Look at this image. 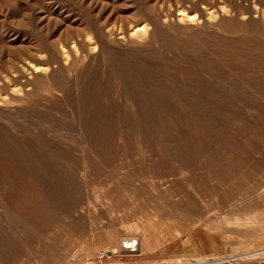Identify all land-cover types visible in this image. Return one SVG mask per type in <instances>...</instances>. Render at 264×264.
<instances>
[{
    "label": "rangeland",
    "instance_id": "rangeland-1",
    "mask_svg": "<svg viewBox=\"0 0 264 264\" xmlns=\"http://www.w3.org/2000/svg\"><path fill=\"white\" fill-rule=\"evenodd\" d=\"M105 249L264 264V0H0V264Z\"/></svg>",
    "mask_w": 264,
    "mask_h": 264
},
{
    "label": "built area",
    "instance_id": "built-area-1",
    "mask_svg": "<svg viewBox=\"0 0 264 264\" xmlns=\"http://www.w3.org/2000/svg\"><path fill=\"white\" fill-rule=\"evenodd\" d=\"M138 248V241L136 238H127L124 241L121 242V252L122 255L127 257H132L136 254ZM116 250H101L98 251L95 255V259L99 262V264L102 263L103 260L109 259L117 255ZM115 264H141L138 263L136 260H128V261H122ZM183 264H203L202 262H191V263H183Z\"/></svg>",
    "mask_w": 264,
    "mask_h": 264
},
{
    "label": "bare ground",
    "instance_id": "bare-ground-1",
    "mask_svg": "<svg viewBox=\"0 0 264 264\" xmlns=\"http://www.w3.org/2000/svg\"><path fill=\"white\" fill-rule=\"evenodd\" d=\"M202 263H205V262H202Z\"/></svg>",
    "mask_w": 264,
    "mask_h": 264
}]
</instances>
